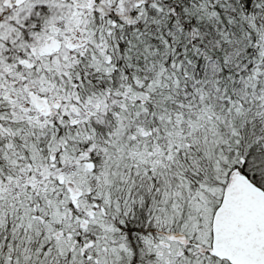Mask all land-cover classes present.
Returning a JSON list of instances; mask_svg holds the SVG:
<instances>
[{
	"label": "snow or ice",
	"instance_id": "6c2138e0",
	"mask_svg": "<svg viewBox=\"0 0 264 264\" xmlns=\"http://www.w3.org/2000/svg\"><path fill=\"white\" fill-rule=\"evenodd\" d=\"M0 264H264V0H0Z\"/></svg>",
	"mask_w": 264,
	"mask_h": 264
}]
</instances>
